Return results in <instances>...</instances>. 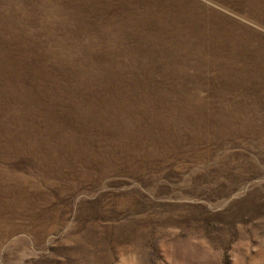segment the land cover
<instances>
[{"label":"rangeland","instance_id":"obj_1","mask_svg":"<svg viewBox=\"0 0 264 264\" xmlns=\"http://www.w3.org/2000/svg\"><path fill=\"white\" fill-rule=\"evenodd\" d=\"M0 264H264V0H0Z\"/></svg>","mask_w":264,"mask_h":264}]
</instances>
